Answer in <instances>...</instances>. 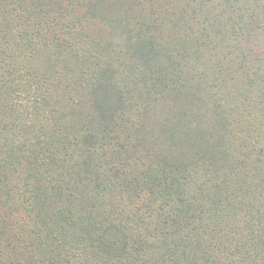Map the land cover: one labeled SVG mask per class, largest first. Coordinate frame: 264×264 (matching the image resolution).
Segmentation results:
<instances>
[{
	"label": "trees",
	"instance_id": "obj_1",
	"mask_svg": "<svg viewBox=\"0 0 264 264\" xmlns=\"http://www.w3.org/2000/svg\"><path fill=\"white\" fill-rule=\"evenodd\" d=\"M1 69L0 264H264V0H0Z\"/></svg>",
	"mask_w": 264,
	"mask_h": 264
},
{
	"label": "rangeland",
	"instance_id": "obj_2",
	"mask_svg": "<svg viewBox=\"0 0 264 264\" xmlns=\"http://www.w3.org/2000/svg\"><path fill=\"white\" fill-rule=\"evenodd\" d=\"M115 2H117V3H119L120 5L122 4V2H124V0H115ZM118 6V5H117ZM127 35V34H126ZM115 39H117V40H119L120 41V39H118V38H115ZM2 71V69L0 70V72Z\"/></svg>",
	"mask_w": 264,
	"mask_h": 264
}]
</instances>
